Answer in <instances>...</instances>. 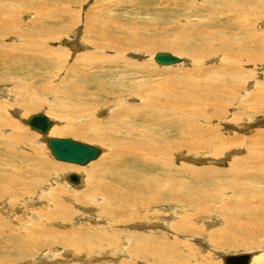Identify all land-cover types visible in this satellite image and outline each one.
<instances>
[{
    "label": "bare ground",
    "instance_id": "6f19581e",
    "mask_svg": "<svg viewBox=\"0 0 264 264\" xmlns=\"http://www.w3.org/2000/svg\"><path fill=\"white\" fill-rule=\"evenodd\" d=\"M211 1L217 4L220 2V0ZM240 1L243 4H241L239 0H236V7L240 5L243 7L244 5L257 6L258 12H254L253 9H250V11L247 8L230 9L229 13H231L232 16L227 17V20L232 19L233 23L230 29L224 28V31L236 28L239 30L238 33L244 31L243 37L238 38L237 34L229 35V33L217 32V34H214L212 38V41L215 42H212L210 44V31H208L206 33L198 34L203 35V37L200 36L201 38H203L201 39V42L203 43L202 46H187V55L191 56V59H198L200 57L199 60H203V57L205 58L212 56H217V58L219 59V64L217 65V67H209L208 69L204 70V74H200L201 72H199V74L195 75H198L197 77L189 78L186 81V83L189 85L202 82V84L196 85L198 87L200 86L201 90L203 91L202 93H200L198 99L201 98V100L215 101L217 103V107L226 99H228L229 95L227 94H230L232 91H239V84L241 81H244L241 80V78L238 76L239 72L242 71L243 74L249 73L244 70L245 66L251 64V66L253 65L258 69L261 68L264 70V36H261L263 32L259 31L254 36V38L248 39L251 29H247L245 25H242V23L236 24L235 22V20L241 21L240 19L250 18H257L258 20L262 19L261 21L263 22L264 9L261 8L262 6L260 5L262 0ZM12 2V0H0V19L3 15L8 14V7L12 5ZM231 7H234V5H231ZM97 16L100 17V15ZM100 20L102 22L105 21L104 19ZM1 21L2 20H0V40L6 39L7 36L22 35V33L19 32L21 30L18 31L17 29L12 28V30H9L10 27H8L9 29H6V26L8 25H5L6 22L3 23V21ZM8 21L9 20L7 19V22ZM101 21L97 25L103 27V25H101ZM106 22H108V20ZM109 22L106 26L104 24V27L101 29L99 27H97L95 30L91 29L93 28V25L90 29H86L92 34V39H85L84 34L81 35V31H75V29V34L73 36L75 37L76 42L74 45L71 42H68V44H72L71 47H73L74 51L81 48H87L83 46L81 42L87 43L88 45L96 48H106L114 50L118 54V57L121 59V55L125 53L124 51L126 49L124 48L125 46H122L119 42V36H117V34L115 35V31L117 32L119 30H117L116 28L115 30H112L114 28H111ZM113 22L115 25V21ZM262 22L257 21L256 23H254V25L256 26V28H258V26L262 24ZM243 26L244 29H242ZM69 27L70 25H67V28ZM248 28H251V26H248ZM41 29L44 32H40L41 34L39 35L43 37L50 35L48 32H45L48 31V28L43 27ZM34 33V29L29 31L26 30L23 32V36H33ZM62 34H64L62 33V31H58V33L56 35H52L50 39H58ZM131 35L132 34H130V38H128L129 44L137 43L138 45H143L145 47L149 45L148 40L144 36H141L139 34H133L132 36ZM96 38L101 39V42L99 40V42H96ZM205 38L206 40H204ZM104 42L105 44H102ZM246 43H256V45L258 46L247 49L244 46ZM212 45L213 49H206V47ZM42 48L44 49V47ZM56 51L57 52L55 53H63L62 55H64L65 57L68 55V50ZM41 52V55H44L43 51ZM132 52L137 53L138 50H134ZM52 53L54 54V51L49 49L46 52V56L48 55V58L45 57L46 59H44V61L41 59L36 60L40 61L42 66L49 64L56 67L58 70L59 65L57 66V64L60 61V57L55 62V66L52 63L53 59L49 58L50 55H53ZM154 55L150 58L151 61H154ZM131 56L134 55L131 54ZM72 57L73 61L77 62L78 64L91 67V65H93V62H91L93 61L92 57H96V55L94 56V54H85L80 56L74 54ZM2 59L4 60V62L1 61L3 64H0V83L16 79V77L12 75L8 76L9 72L13 68L12 64L9 62L8 54H3ZM181 60L182 59H180V62H178V64L181 63ZM104 62L105 61H100V64ZM124 63L128 64V62H125V60ZM78 68L79 67L77 65L72 66V76L70 77L69 84L63 90H61L62 98L65 97L67 101L65 100L63 102H60L61 100L59 98L58 99L60 103L58 102V100L56 101L59 103V106L64 102H68L69 109L75 110L76 112H83L82 110H84L87 104L84 103L85 105H81L82 98L80 96H86V88H80L78 86L81 75V72L78 71ZM133 70L134 69H132V71ZM258 84L261 87V85H264V81L255 82V87H253V89L255 90H253L254 92L250 94L248 100L249 105H252L251 100L258 105L263 104L260 107L263 108V110L258 111L261 114V112L264 113V89L257 88ZM16 86H19L20 88V93H18V95L16 96H12L10 92L9 94H7L5 92L6 90L0 91L3 92V95H0V104H3V106L0 108V127H9L12 134L17 133L18 130L16 129L17 122L13 123L12 120H10L12 116H9L8 118L7 116H5L10 108H13L14 105L18 104L20 106L19 108H21L22 110H15L13 113H15L16 117L20 119L19 121L24 124L25 127L27 126L30 131H33L26 124V121L27 119H29V117L36 115L37 113L29 116L26 115L29 114L28 110L39 109V107H41V103L39 100H32L28 98L31 97V94L26 92V89L28 87L26 88L25 85H22V80L17 79ZM134 88L136 90V93L138 94L140 87ZM40 89L41 91L47 90L45 87L44 89L42 87ZM249 93L250 92L244 91L242 93L243 98H245ZM139 94H144L142 95V98L144 99H142L139 104L134 105L136 107V110L137 108L142 109L143 106L144 108L147 107V109H149L151 112H153L154 108L155 111L161 110L158 109V107H155V105L151 103V101L147 100L148 94L146 92H142ZM171 96H173V93L171 94ZM184 100H186V98ZM120 102H125V99H121ZM49 104L52 105L51 100ZM130 107H128V110L125 111L113 113L110 112L111 114L109 113V116L105 118V121L108 120V122H102L104 120H92V122H90L88 120L86 125L72 127L67 125L73 117L68 114L67 121H64L65 125L55 124L53 122L55 119L53 121L50 120L52 123L48 131L49 134L47 132L45 135H41L40 133L34 131L37 135H39V139L37 140V142V138L32 142V145H34V147L36 146V148L40 147V144L43 143V147L45 146L47 149V144L44 139L50 138V135L54 136L56 134L62 135L69 133L74 134V136H81L82 138H91L92 141L103 143L104 145H106L105 153L103 154L104 158H106L104 164L102 166H94V168L92 169H89L92 166H88V168H80L81 170L79 172H74L73 170H71V168L67 169L69 168V165H67L68 163L64 162H61L62 164H54L56 165L57 169H60L59 171L53 170L51 166L50 169H47L46 165H44L46 163H43L44 160L41 159L42 157L40 158L39 155L36 156L35 154L32 159L35 160L36 165H39L38 169L46 172V177L44 176L43 178L40 172L36 171L35 168L31 167L30 170L34 173V175H30L33 178V181L31 183H35L32 189L36 190V184L40 188V192L37 198L39 199V202L37 204H30L29 199L27 200L23 197V194L24 196H28L27 194H30L28 193L27 187L23 182L24 177L28 178V176H25L24 173H21V171H23L24 168H27V166L23 165L22 162L18 163L17 160H28L31 158V156L25 155L26 153L24 154V152H21L19 154L13 153L12 149H15V147H13V143L8 144L5 142L8 145L7 149L12 148L9 151L12 153L10 154L7 151H3L4 155L0 153V264H55L53 261L47 262L45 260L54 257L55 255L53 253H57L59 251L62 254H66V256L69 258L66 262H62L64 264H100L105 262L109 263L112 261L116 262L118 258H112L111 255L119 256V258H121L119 259L121 260V262L119 261L120 264H128V259H132L133 257L135 258V260H138H134V262L139 264H143L144 262L148 264H211L208 263L209 259L207 260V256L203 254V251L205 252V250H207L209 252H212V248L217 249L220 247H230L238 244L234 239H231L233 238L231 237V235L237 236V234L232 233L235 232L233 231L234 229L242 227L243 231L246 228L247 225L246 223H244L245 218L247 221H250L251 226L249 228V233L251 235H257L261 237L264 236V175L258 172L259 169L264 170V152L258 150L259 152H262V158H260L261 154L258 155V153L256 154L257 151L254 152L256 155L252 157L253 161L249 160L252 165H250L249 162L246 165H241V163L239 164L242 166V170H238L237 167L238 173L236 171V173L234 172V175L236 176L234 178H238L237 180L227 181L222 187L219 185V183H217V195H214V198L208 195L202 196L201 194L203 191L201 189H192L191 183H195L193 185H196V183H198L201 186L210 185L202 184L204 183L203 181H207L205 180V178H203V172L198 169H192L191 166H187L188 164H185L184 161H182H186L185 154L182 155L181 163H179L180 166H175V174L182 175L181 177L185 178L186 180L189 177V181H184L179 177L178 179L172 178L173 172L171 178L165 179L163 177L162 179H160V175L155 174L157 169L159 168L158 162H160L161 158L167 160L170 155L173 156V148H179V145L183 144L184 141H186L184 139L181 126L176 125L172 122L166 123V121L169 120L166 119L168 118L165 116L166 113L165 115L163 113L159 114V117L165 119L164 122L160 121L159 119L155 120L154 118H151L153 115L149 114V111L148 113L142 112V114H136L135 112L133 113L130 111ZM48 108L49 111V105ZM248 108L250 109L252 107L248 106ZM24 109H26V111ZM1 111L3 113H1ZM243 113L246 116V120L251 119V117L253 116L252 113L250 115L247 114L246 111ZM102 115V113L98 114V116ZM23 116H26V118L22 119ZM58 117L62 118L61 115H59ZM234 117H237V115H232L230 119H233ZM82 119L83 117L80 116V121H82ZM225 119L228 118L224 117V120ZM151 120L155 121L157 129L158 126L166 127L168 131L163 135H160L156 132V134L154 133V135L152 132H150L146 136L147 131L144 130V133H142V130H140L142 126L140 125L142 122ZM77 122L79 123V121ZM155 124L152 125L151 121L148 127L152 128ZM259 126L264 127L263 120L260 121ZM242 127L244 129L249 128L250 122L244 121ZM170 129L174 130L176 134L174 135L178 137V143H175L177 142L175 141L171 143L172 145H170L169 143L167 146V143L170 141L169 139H167ZM232 129L229 131H233V133H236L238 131L237 128ZM249 130V133L251 131H254L251 129ZM47 134L49 135V137L47 136ZM193 134L195 133L193 132ZM259 134L262 135L261 132H258V135ZM197 135L198 134H196V136ZM152 137L157 138V141L160 144L156 145L154 144L155 141H150ZM156 146H158V149L156 148ZM219 148L220 147H217V149L213 148L212 150L215 153L216 150H219ZM163 149L169 152H163ZM206 149H204L206 151L199 149L200 152H196L200 155L211 153L208 148ZM102 153L103 151L101 150L100 155H102ZM176 156L179 157L180 155L176 153ZM230 157H232V155ZM149 158H152L153 162H151ZM12 161L15 162V165H10ZM241 161L244 160L240 159V162ZM128 162L141 163L148 170H151L155 173L144 172V174H140V172L138 171L139 174L136 175L134 173L135 176L127 175L122 167H124V165H126V163ZM163 164L167 165L168 163L163 162ZM60 165H64V168H62ZM70 166H73V168H75L78 165L70 163ZM10 168H13V170L10 171ZM2 170L4 172H2ZM6 170H8V172ZM133 170L135 169L133 168ZM57 172H61L62 174H56ZM217 173L221 175L219 171H217ZM71 174H75L78 176L77 183H72L69 181L68 178ZM7 175H9V178L7 177ZM256 179V183H252ZM44 181L45 183L46 181H48V184H46L42 188L39 185ZM51 181H54V187H51ZM70 184L74 188L71 187ZM66 187L68 188L66 189ZM80 187L85 188L86 191L81 195H77L76 192H73L75 191L73 189H77ZM57 189L61 190L57 191ZM33 190L30 192H33ZM22 198L24 199V201ZM209 200L212 201L211 205L207 204ZM229 200H232V203L229 202L230 208L235 212V214L228 215L225 212L227 211V209L225 208L224 204ZM76 202L80 204H87L88 202L93 203L92 207H90L91 204H88L89 206L87 207H80L82 211L81 214L83 216L84 214L87 215V219L85 221L84 218H80L82 216L81 214L75 215L72 219L68 218L69 216L71 218V216L75 214L72 212V215H70V212L72 211V206H77ZM216 203L219 204L216 205ZM211 206H214V209H218L222 212L218 213L219 216H222V225L220 226L221 228L217 227L211 229V227L214 225L211 222L206 223L207 231H204L203 227L201 226L195 227V224L200 223L201 221L203 222L201 223L203 225L205 223L204 220L213 221L217 219L218 215H216L214 209L211 211H209L208 209V207ZM210 212H212L213 214L205 216ZM223 212L226 214L228 220L223 216L225 215ZM221 218L219 219V221H221ZM58 221L59 223H57ZM70 221L73 222L70 223ZM99 221H103L104 224H99ZM45 227L48 229H45ZM120 228L126 230H133L132 228H138V230L142 229L144 230V232H124ZM54 229H71L73 230V232L58 233ZM50 231L55 233L57 237H61H58L57 239L54 237L48 240H46L45 238H40V236L49 237L51 234H48V232ZM222 239H225L226 241L222 242ZM25 245L28 246L30 250H35L36 255L34 257L32 256L33 258L31 260L21 263L22 259L24 260V258L26 259L27 257L28 251H24L22 249V246L24 247ZM201 246L205 250H201L202 252H199V247ZM179 249L186 251L187 254H181L179 252ZM119 252H123V254L117 255V253ZM193 253L199 254L196 256L194 261H191L190 259H192L193 257H190L189 259V256ZM77 256H84V259H82L83 257L81 258ZM223 256L219 254L218 259ZM91 259L93 260L92 262L89 261ZM248 264H264V246L257 248V250H254V252H249Z\"/></svg>",
    "mask_w": 264,
    "mask_h": 264
},
{
    "label": "rangeland",
    "instance_id": "374dc122",
    "mask_svg": "<svg viewBox=\"0 0 264 264\" xmlns=\"http://www.w3.org/2000/svg\"><path fill=\"white\" fill-rule=\"evenodd\" d=\"M12 1H13L12 5L8 7V14L3 15L0 20H2L3 23L6 22L5 25H8L6 26L7 28L5 27L6 29H9L8 27H10L9 30L12 29H17L18 31L21 30L19 32H21L22 35L7 36L6 39L0 40V57H1L0 64H3L2 62H4V60L2 59L3 54L4 55L8 54L9 62L12 64L13 67L9 72L8 76L12 75L16 77V79L8 80V82L0 83V91L6 90L5 92L7 94H9L10 92L12 96L18 95V93H20V88L19 86H16L17 79L22 80V85H25L26 88L28 87L26 89V92L31 94V97L28 98L32 100H39L41 103V107H39V109L28 110L29 114L27 113L28 115L26 116L35 113H43L44 115L47 114L48 116L47 115L45 116L48 117V119H50L51 121L55 119L53 121L55 124L65 125L64 121L65 120L67 121V116L69 114L70 116L73 117L67 125L72 127L75 126L78 127L81 125H86L88 120L90 122H92V120L94 121L104 120L102 122H108V120L105 121V118L109 116L110 112L113 113V112L125 111L128 110V107L130 106H131L130 111L133 113L135 112L136 114L138 113L142 114V112L148 113L149 111V114L153 115L151 118H154L155 120L159 119L160 121H164V122L165 119L159 117V114L163 113L165 115L166 113L165 116L168 117L166 119H169L166 121V123L172 122L175 123L176 125L181 126V129L183 131V136L186 141H184L183 144L179 145L180 146L179 148L177 147L173 148L174 149L173 156L170 155V157L167 158V160L161 158L160 162L162 163L158 162L159 168L157 169L156 173L151 170H148L141 163H136V162H135L136 164L128 162L122 168L124 169L126 174L130 176H135V174L137 175L139 174V172L140 174H144V172L145 173L153 172L156 175H160L161 176V177L159 176L160 179H162V177L165 179V178H171L173 172L172 178L178 179L179 177L184 181H189L190 180L189 177L186 180L185 178L181 177L182 175L175 174L176 172L175 166L178 167L180 166L179 163H181L182 155L185 154L186 161L185 160L182 161H184L185 164H188L187 166H191L192 169H198L201 172H203L202 173L203 178H205V180L207 181H203L204 183L202 184L210 185V186H201L198 183H196V185H193L195 183L192 182L191 188L195 190L201 189L203 191L201 194L202 196L208 195L213 198L214 195H217V183H219V185L222 187L227 181L237 180L238 178L237 179L234 178L236 177L234 174L236 172L238 173V170L240 171L242 170L241 165H246L249 162V160L253 161L252 157L257 153L259 155L262 152H264V127L259 126L260 121L261 120L264 121V113L261 112L260 114V112H258L263 110V108H260L263 104L258 105L257 103L251 100L252 105H249V100H248L250 94L254 92L253 90H255L253 89V87H255V82L264 81L263 69L261 68L258 69L253 65L251 66V64L245 66L244 70L246 72H249L248 74L250 75L243 74L242 71L239 72L238 76L241 78V80H244L241 81L239 84V88H238L239 91L236 90V91H232L230 94H227L229 95L228 99H226L223 103L218 105V107L215 101L201 100V98L198 99L200 93H202L203 91L201 90L200 86L198 87L196 85L202 84V82L194 83L192 85L186 83V81L189 78L197 77L198 75L197 76L195 75L199 74V72H201L200 74H204L205 72L204 70L212 66L217 67V65L219 64V59L217 58V56L205 57V58L203 57V60H199L200 57L199 58L197 57L198 59H191V56L187 55L188 45L193 47L198 45L200 46L203 45V43L201 42L202 41L201 39L203 38L200 37V36L203 37V35H198V34L206 33L210 31V35H209V40H211L209 41L210 44L212 42H215L212 41V38L214 34H217V32L229 33V35L237 34L238 38L243 37L244 31L238 33L239 30L236 28H232L231 30L224 31V28L230 29L233 23L232 19L227 20V17L232 16V14L229 13V11L232 8H241V9L247 8L249 10L253 9L254 12H258L257 6L244 5L243 7L240 5L236 7L235 6L236 0H232V1L220 0L218 4L212 2L211 0H12ZM239 2L243 4L240 0ZM231 5H234V7H231ZM260 5L262 6L261 8L264 9V0L261 1ZM0 7H1V3H0ZM97 15H100L101 18L98 17ZM7 19L9 20L8 22ZM100 19L102 20L104 19L105 21L102 22ZM107 20L108 22L111 21L109 22V25L111 26V28H114L112 30H115V28L119 30L117 32L115 31V35L117 34V36H119L120 38L119 42L121 43L122 46H125L124 48L126 50L124 51L125 53L121 55L122 56L121 59L118 57V54L114 50H110L106 48L105 49L96 48L83 42H81V44L87 48H81L79 50L74 51L71 45L72 44L74 45L76 42L75 37L73 36L75 34V31L80 30L81 31L80 34L81 35L84 34L85 39L86 38L92 39L93 38L92 34L87 30L90 29L92 25L93 28L91 29L95 30L97 27L101 29L104 27V24L105 26L108 25V22H106ZM240 20L241 21L235 20L236 24L242 23V25H245L247 29H251L248 39L254 38V36L259 31H262L263 34H261V36H264V21L262 22L261 21L262 19L258 20L257 18L255 19L250 18V19H240ZM100 21L103 27L97 25L100 23ZM113 21H115L116 26L114 25ZM257 21L262 22V24H260L258 28H256V26L254 25V23H256ZM67 25H70V27L67 28ZM248 26H251V28H248ZM43 27L48 28V31L45 32H48L50 34L49 36L43 37L39 35L41 34L40 32L43 31L41 29ZM32 29H34L35 31L33 36H26V35L23 36L24 31L26 30L29 31ZM242 29H244V26L242 27ZM58 31H62V33H64L62 34L63 36L61 35L60 38L54 40L50 39V37L52 35H56ZM130 34L132 35L139 34L141 36H144L148 40V44H149L147 45L148 47L147 46L145 47L143 45H138L137 43L129 44L128 38H130ZM95 40L96 42L99 41L101 42V39L99 38H96ZM204 40H206V38ZM68 42H71L72 44H68ZM102 44H105V42ZM244 46L247 49H250L258 45H256V43H246ZM42 47H44V49ZM49 49L54 51V54L52 53L53 55L49 56L50 59H53L52 60L53 65L56 66L55 62L60 57L59 63L57 62L58 63L57 66L59 65L58 70L56 67L49 64L42 66L41 62L36 60V59H41L44 61V59H46L45 57L48 56V55L46 56V52ZM206 49L208 50L213 49V45L206 47ZM56 50H61V51L68 50V55L65 57L64 55H62L63 53H55L57 52ZM134 50H138V52L137 53L132 52ZM41 51H43L44 55H41L42 54ZM158 52L171 53L172 55L182 59L181 63L178 65L167 66V67L157 65L156 63H154V61H151L150 58L155 53ZM74 54L80 56L85 54H91V55L94 54V56L96 55V57H92L93 61L88 60L93 62V65H91V67L82 66L81 64H78L77 62L73 61L72 56ZM131 54H133L134 56H131ZM124 60L125 62H128V64H125ZM100 61H105V62L100 64ZM76 65L79 68H81V69L78 68V71L81 72L78 86L80 88H86V96H82V95L80 96L82 98L81 105L82 104L85 105L84 103L87 104L84 110H82L83 112H79V111L76 112L75 110L69 109L68 102H64L59 106L60 102H63L65 100L67 101L65 97L62 98L61 90H63L69 84L70 77L72 76L71 68L72 66H76ZM132 69H134L133 70L134 72L132 71ZM41 87L43 89L45 87L47 90L41 91L40 89ZM134 87H140L139 93L146 92L148 94L147 100L151 101V103H153L155 107H158V109L161 110L155 111L154 108L153 112H151L149 109H147V107L144 108V106L142 107V109L137 108L136 110V107L134 105L139 104V102L142 99H144L142 98V95L144 94L142 95L139 93L137 94ZM257 88L264 89V85L263 86L261 85L260 87V85L258 84ZM244 91L250 92L245 98H243L242 96V93ZM172 93L173 96H171ZM0 95H3V92H0ZM58 98L61 100L60 102ZM185 98L186 100H184ZM121 99H125V102L121 103L120 102ZM50 100L52 102V105L54 106L57 105L58 107L57 106L54 107L50 105L49 104ZM56 100H58L59 103ZM17 105H14L13 108H10L9 110L11 111L8 110L5 116H7V118L9 116L10 117L12 116L10 120H12L13 123L15 122L18 123V124L16 123V129L18 130V132L12 134L9 127L6 126L0 127V153L4 155L3 151H7L8 153L11 154L12 152L9 151L12 148L7 149L8 145L6 143L8 144L13 143V147H15V149L14 148L12 149L13 153L19 154L21 152L22 153L24 152V154L26 153L25 155L31 156V158L28 160L26 159H22V160L17 159V160L18 163L22 162L23 165L27 166V168H24V170L21 171V173H24L25 176L26 175L28 176V178L24 177L23 182L27 187L28 193L30 194H27L28 196H24L23 194V197L24 199L27 200L29 199L30 204L33 203L37 204L39 202V199L37 198L40 192L39 191L40 188L36 184V190L32 189L35 183L34 184L31 183L33 181V178L30 175H34V173L30 170L31 167L35 168L36 171L40 172L43 178L44 176L46 177V172L38 169L39 165L35 164L36 163L35 160L32 159L33 156L36 154V156L39 155L40 158L42 157L41 159L44 160L43 163H46L44 164L46 165V168L50 169L51 166L55 171H59L60 169H57L56 165L54 164L57 163L62 164L63 162L54 159L50 151L48 152L49 149L47 148L48 149L47 150L45 146H44L45 148L43 147L44 145L43 143H41L42 146L40 144V147L37 148L36 146L34 147V145H32L33 140H35L36 138H37L36 139L37 142V140L39 139V135H37L34 131H30L27 126L25 127V125L19 121L20 119L16 117L15 113H13L15 110L21 109L19 108L20 106ZM48 105L50 107L49 110L50 113L48 111L49 109ZM2 106L3 104L2 105L0 104V108ZM51 106L53 107V109ZM248 106H251L252 108L249 109ZM24 110L26 111V109ZM245 111L247 114L250 115L251 113L253 114L251 119L249 120L245 119L246 116L243 113ZM1 113L3 112L1 111ZM100 113H102L103 115L98 116V114ZM59 115H61L62 118L58 117ZM232 115H237V117L230 119ZM26 116H23L22 119L26 118ZM80 116L83 117L82 121H80ZM224 117L228 119L224 120ZM185 120L188 122H186ZM77 121H79V123ZM151 121H152V125L155 124L154 120ZM151 121L142 122L140 125L142 126L140 128V130H142V133H144V130L147 131L146 136L150 132H152L153 134L156 132L159 133L160 135H163L165 132L168 131L166 127L158 126L157 129L156 124L152 128L148 127ZM244 121L250 122L249 128L244 129L242 127ZM19 124L22 126H20ZM232 128H237L238 131L236 133H233V131H229ZM249 129L254 131H251L249 133L248 132ZM193 132L195 134H193ZM258 132H261L262 135L260 134L258 135ZM48 134L47 136L49 137ZM174 134H175L174 130L170 129L169 135L167 136V139H169L170 141L167 143V146L169 143L170 145H172L171 143L175 141H177L175 143H178V137L175 136L176 134L175 135ZM196 134L198 135L196 136ZM50 137L69 138L75 141H80L83 143L97 146L103 151L102 155H100L96 160L92 161L91 163H88L84 166H79V165H78L79 167L76 166L75 168H77L78 170L73 168V166H70V163L67 164L69 165V168L67 169L71 168V170H73L74 172H79L81 170L80 168H84V167L88 168V166H92L89 168L92 169L94 168V166H102L106 161V158H104L103 156V154L105 153L106 145H104L103 143H97L95 141H92L91 138L89 139L82 138L81 136H76V135L74 136V134H70V133L62 134V135L56 134L54 136L50 135ZM151 140L155 141L154 144L156 145L160 144L157 141L158 139L155 137H152L150 141ZM157 147L158 146H156V148ZM217 147L220 148L218 151L216 150V152L214 153L212 149L213 148L217 149ZM206 148H208V150H210L211 153H208L206 155L198 154L200 150H204ZM258 150L262 152H259ZM164 151L166 153L169 152L163 149V152ZM255 151H257L256 154L254 153ZM176 153L179 154L180 156L179 157L176 156ZM231 155L232 157H230ZM260 158H262V154L260 155ZM240 159H243L244 161L240 162ZM149 160L153 162L152 158H149ZM163 162L168 164L164 165ZM240 163L241 165H239ZM249 164L252 165L250 162ZM10 165H15V162L12 161ZM60 166L64 168V165H60ZM133 168L135 170H133ZM12 170L13 168H10V171ZM6 171L8 172V170ZM217 171H219L221 175L218 174ZM2 172L4 171L2 170ZM258 172L264 175L263 169H259ZM56 174H62V173L57 172ZM8 176L9 175H7V177ZM256 181L257 179L252 183H256ZM50 183L52 185L51 187L55 186L53 185L54 181H51ZM46 184H48V181H46V183L45 181L42 182L39 186L43 188ZM70 186L73 187L71 184ZM67 188L68 187H66V189ZM32 190L34 193L30 192ZM59 190L61 189H57V191ZM73 190H75L73 192H76L77 195H81L86 191V189L83 187ZM229 202L232 203V200L226 201L224 204L225 208L227 209V211L225 212L228 215L235 214V212L230 208ZM88 204L89 205L91 204L90 207L93 206V203L91 202H88L87 204H80L76 202V205L77 206L80 205V206L78 207L72 206L71 207L72 211L70 212V215H72V212L75 214H73L71 218L70 216L68 218L72 219L75 215H80L82 212L80 207H87L89 206ZM207 204L211 205L212 201L209 200ZM217 204L219 203H216V205ZM214 208H215L214 206L208 207L209 211L213 210ZM214 211L216 215H218L216 220L213 221L204 220L205 223L203 225L201 224L203 223L201 221L200 223L195 224V227L201 226L205 231L207 229L206 223L211 222L212 224H214L211 227V229L217 227L221 228L220 226L222 225V218H221L222 216H219L218 213H222V212L218 209L217 210L214 209ZM209 214H213V213L212 212L207 213L205 216ZM82 216L80 218H84L85 221L87 219L86 218L87 215L84 214V216L83 217ZM223 216L228 220L226 214ZM220 218L221 221H219ZM59 221L57 223H59ZM72 222L73 221H70V223ZM98 223L104 224L103 221H99ZM244 223H246L247 226L243 231L241 227L233 230L236 233L232 232L233 234H237V236L231 235V237H233L231 239H234L238 243L235 246L220 247L217 249L212 248V252L205 250L202 246L199 247V252L201 250H205V252L203 251V254L207 256V260L208 259L210 260V261L208 260V263L224 264V259H223L224 257L244 255V254L249 255V252H254V250H257V248L264 246V236L261 237L257 235H251L249 233V228L251 226L250 221H247L245 218ZM45 229L48 228L45 227ZM132 229L133 230L128 229L129 231L126 229H121V230H123L124 232H130V231L131 232L136 231L140 233L144 232V230L142 229L140 230H138V228H132ZM54 230L57 231L58 233L73 232V230L71 229L70 230L54 229ZM49 233L51 234L49 237L40 236V238H45L46 240H48L54 237L56 239L58 237H61V236L57 237V235H55V233L51 231L48 232V234ZM223 241L226 240L222 239V242ZM22 249L28 252L26 259L25 258L24 260L22 259L21 263L31 260L36 255L35 250L33 249L30 250L29 247L26 245L24 247L22 246ZM179 252L183 255L187 254L186 251H183L181 249H179ZM53 254L55 255L54 257L46 259L45 261L47 262L53 261L55 264H61L62 262H66L69 259L66 256V254H62L60 251ZM120 254H123V252L117 253V255ZM193 254L189 256V259L190 257L191 258L193 257L192 259H190L191 261H194L199 253L194 255ZM219 254L225 256L218 259ZM77 257H81V256H77ZM82 257L81 258L84 259V256ZM111 257L112 258L117 257L118 258L116 261L117 263L112 261L109 263L105 262L100 264H120L121 260L119 259L121 258H119V256L111 255ZM128 260H129L128 264L136 263L134 262L135 260L134 257ZM89 261L92 262L93 260L91 259ZM143 264H148V263L144 262Z\"/></svg>",
    "mask_w": 264,
    "mask_h": 264
},
{
    "label": "water",
    "instance_id": "95a60500",
    "mask_svg": "<svg viewBox=\"0 0 264 264\" xmlns=\"http://www.w3.org/2000/svg\"><path fill=\"white\" fill-rule=\"evenodd\" d=\"M154 62L160 66L175 65L180 62V58L172 55L171 53L158 52L154 55ZM51 121L44 114L37 113L27 119L26 124L33 131L45 135L50 127ZM52 157L58 161L67 162L76 165H86L94 161L100 155L101 149L97 146L86 144L80 141H75L69 138H45ZM69 181L77 183L78 176L75 174L69 175ZM224 264H248L249 255H237L224 257Z\"/></svg>",
    "mask_w": 264,
    "mask_h": 264
}]
</instances>
